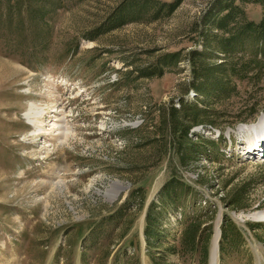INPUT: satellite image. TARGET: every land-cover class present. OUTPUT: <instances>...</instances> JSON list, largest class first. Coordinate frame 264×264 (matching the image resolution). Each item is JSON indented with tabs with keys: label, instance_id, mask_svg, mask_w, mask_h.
<instances>
[{
	"label": "rangeland",
	"instance_id": "1",
	"mask_svg": "<svg viewBox=\"0 0 264 264\" xmlns=\"http://www.w3.org/2000/svg\"><path fill=\"white\" fill-rule=\"evenodd\" d=\"M29 1L0 0V264H210L218 225L216 264H264V151L248 152L258 134L239 131L264 114V55L247 36L223 52L263 5L31 0L46 9L36 13ZM172 106L186 125L198 109L196 150L164 129L161 139ZM171 179L190 187L164 199ZM224 222L234 231L222 254Z\"/></svg>",
	"mask_w": 264,
	"mask_h": 264
},
{
	"label": "trees",
	"instance_id": "2",
	"mask_svg": "<svg viewBox=\"0 0 264 264\" xmlns=\"http://www.w3.org/2000/svg\"><path fill=\"white\" fill-rule=\"evenodd\" d=\"M30 1H29L30 4H28V6H30L31 11H32V8H35L36 13H38V11L43 12V10H46L45 7H40L39 4H35L34 2L32 3ZM257 1L259 3H261L264 7V0H257ZM23 3H25L24 0H17V4L23 5ZM148 3H149L148 1H143V3L140 6L141 10L145 9V7L148 5ZM177 4H178V2H176L174 4H170L169 9L173 10ZM164 5H167V4H164ZM134 6L135 5L130 4V5L123 7L121 9V11L119 12V14H117L111 18V20H112L111 23H114V24L115 23H117V24L124 23L127 15H128V12L130 11V13H133L136 11L137 6L136 7H134ZM222 7L224 8L225 6H222ZM239 11H242L240 6H236L234 9H232V8L228 9L227 13L224 14V16L221 19H219V22H217V26L219 28H224V26H226L231 19H234V16ZM42 20L43 21H41V25H44L43 23H45L44 22L45 19L43 17H42ZM236 26L238 27L237 28V34L233 33V30H232V33L229 34V36L227 38H224L223 52L234 51L235 47L232 48L234 41L236 40L239 45H243V43L245 41V40L243 41V39L245 36H247L252 41V44L254 43L255 46L257 45V47L261 48V49H257V50L253 49L252 52L256 56H258L259 54L264 55V17L261 19L260 22H255V21L244 22V20H243V22L241 24H238ZM227 33H229V32H227ZM259 42H261V46H258ZM249 46L251 47V45H249ZM172 55H175V54L173 53ZM223 66H224V64H220V65L216 66L215 68L207 67V69H209V70L213 69V72H214L215 69L223 68ZM204 75H206L205 72H204ZM214 78H215L214 83L212 84L211 88H213L215 91L216 90L218 91L219 89L224 88L223 86L225 85V83L222 80V78H218V76H215V74H214ZM206 85H207V83L204 82V85L200 84L199 87H197L202 92V94L206 93V89H205ZM182 107H184V106L182 105L181 108ZM181 108L178 109L174 106L169 108L168 114H169V116L172 117V119H171V117H170V119L168 117H166L165 109H162V111L160 112L161 113V119L159 121V124L157 125V129L160 133L161 139L163 138V131L166 130V131H169L170 133H172L174 136L176 135L179 137V139H180L179 140V142H180L179 147H181L182 145L183 146L189 145V144L191 145V143H192L191 148L194 146L195 150H196V148H198V146H200V145H196V143H194V145H193V142H191V139H189V134H190V129H191L192 125L199 122V118H198L199 117V115H198L199 111L196 107L192 110L193 121L189 125H186L182 120H180V118L178 117L177 114L183 110L186 111L187 107H184L183 110H181ZM187 142H189V143H187ZM164 148L166 150H168V147L166 146L165 142H164ZM172 179L169 180L168 182H166L164 184V186L162 187L161 192H163V194L165 195L163 197L164 199L172 200V197L174 198L175 195H177V193H178L177 189H180V191L183 192L185 190V188L190 187V185H186L184 183V181L177 182V180H172ZM135 191H137L138 194H140V193L146 194V191H145V189H143V187H139ZM143 191H144V193H143ZM174 193H175V195H174ZM145 198H146V196H145ZM145 198H144V200H145ZM154 206H155V203H153V207ZM150 219H151L150 227L149 228L147 227V233L149 235H150V232H149L150 229H153L151 227L152 226L154 227V224L156 222L154 220V218H153V220H152V217ZM228 224H229V222H224L223 236H222V243H221V253L222 254L224 253V251L226 252L225 242L228 241L227 236L229 235V232L234 231V230H230L228 232V227H227ZM153 230L155 231V229H153ZM196 231H198V230H195L192 227H191V229L186 230V236H189L190 232L192 233V235L189 237V238H191L190 241L192 242V244L195 243ZM235 235H237V232ZM199 240H200V238H199Z\"/></svg>",
	"mask_w": 264,
	"mask_h": 264
},
{
	"label": "bare ground",
	"instance_id": "3",
	"mask_svg": "<svg viewBox=\"0 0 264 264\" xmlns=\"http://www.w3.org/2000/svg\"><path fill=\"white\" fill-rule=\"evenodd\" d=\"M38 118L33 119V121L35 124L37 123V127L40 129V128H42L41 127L42 121ZM239 131L240 132H247L250 134H254V133L258 134L257 141L255 143L264 142V140H263V138H264V114H262L256 122L251 123V124H247V125H242L241 127H239ZM118 182L120 183V181H118ZM122 186H123V184H122ZM122 186H119L117 183L113 184L112 188L107 191L105 197L108 200L115 199L117 197V195L120 193ZM260 216L264 218V212H261ZM217 232H219V228H218ZM219 237H220V233H219ZM217 240L215 237L214 245L212 247V252H211L212 263H210V264H216V262H217Z\"/></svg>",
	"mask_w": 264,
	"mask_h": 264
},
{
	"label": "water",
	"instance_id": "4",
	"mask_svg": "<svg viewBox=\"0 0 264 264\" xmlns=\"http://www.w3.org/2000/svg\"><path fill=\"white\" fill-rule=\"evenodd\" d=\"M219 228V233H220V237H221V227L218 225ZM220 237L217 240V258L219 257V249H220ZM211 258V257H210Z\"/></svg>",
	"mask_w": 264,
	"mask_h": 264
}]
</instances>
